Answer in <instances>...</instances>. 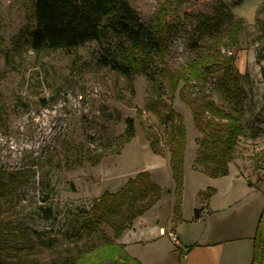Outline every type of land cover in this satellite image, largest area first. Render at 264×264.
<instances>
[{"label": "rangeland", "instance_id": "obj_1", "mask_svg": "<svg viewBox=\"0 0 264 264\" xmlns=\"http://www.w3.org/2000/svg\"><path fill=\"white\" fill-rule=\"evenodd\" d=\"M33 1L0 0V173L12 172L20 177L5 205V230L0 243L7 260L57 264L112 238L113 229L106 223L92 233L83 230L78 237L76 229L87 215L81 211L90 209L92 201L104 192L117 191L138 172L149 171L150 179L164 190L160 199L145 211V219L164 224L171 211L173 214L175 196L169 190L173 178L166 143L169 125L146 107L151 99L146 75L126 76L99 65L101 47L96 41L73 49L34 51L30 42L35 25ZM128 1L144 22L154 20L161 11L166 22L178 25V31L171 35L166 57L172 69L187 65L197 53L215 50L214 40L222 46L225 39L223 30L221 34L193 32L197 24L195 14L214 15L223 3L221 14L225 22L230 17L245 20L239 43L230 52L235 56L236 71L249 76L243 82L244 130L233 149L234 158L228 162L226 175L211 177L202 172L203 165L193 168L201 135L194 127L191 106L179 98V91L183 90L189 98L209 97L228 109L229 103L218 87L221 70H211L202 90L181 84L172 102L186 127V200L183 209L181 202L180 216L173 215L174 219L180 220L182 213L185 218L195 214L198 204L192 189L206 186V178L215 179L210 182L216 184L218 191L239 200L251 187L242 173L247 171L251 177L252 170L264 169V36L257 23L264 16V0ZM162 6L166 9L162 10ZM224 48L221 51L225 52ZM127 118L134 120L135 134L119 147L118 137L126 131ZM155 138L158 143L153 150L150 141ZM95 159L98 161L94 162ZM216 188L209 185L204 193ZM249 193L251 197L255 192ZM210 196L202 194L201 198L207 201ZM203 217H199L200 221ZM165 226L173 230L181 244H174L166 234L151 242V247L146 242L135 247L139 252L152 249L155 264H176L172 257L178 255L172 250L180 251V261H176L180 264L181 254L187 250L186 242L202 236L206 229L195 219ZM248 262L241 260L240 264Z\"/></svg>", "mask_w": 264, "mask_h": 264}, {"label": "trees", "instance_id": "obj_2", "mask_svg": "<svg viewBox=\"0 0 264 264\" xmlns=\"http://www.w3.org/2000/svg\"><path fill=\"white\" fill-rule=\"evenodd\" d=\"M177 2L180 3L181 0ZM223 8L224 4L220 3L214 15L202 12L195 14L197 24L193 29V32L211 34L223 30L225 39L222 46L214 40L215 50L197 53L187 65L172 69L167 65L166 57L171 45V35L178 31V25L166 22L164 12L159 11L154 20L144 22L128 0L33 1L35 25L30 32V42L34 51L73 49L86 42L96 41L101 47L97 56L99 65L109 66L126 76L136 73L146 75L151 97L146 107L156 112L161 122L169 125L166 143L174 180V217H179L181 212L186 151L183 116L172 107L180 85L191 87L192 90L193 87L202 90L208 82L211 70L217 67L221 70L218 87L223 99L229 103V108L226 109L209 97L189 98L183 90L179 91L180 100L191 106L194 127L201 135L193 168L203 165L204 173L211 177L226 175L228 162L234 158L233 149L244 130L241 118L245 95L243 82L249 76L247 73L236 71L235 56L230 52L238 45L246 24L242 17H230L229 21L225 22L221 14ZM262 8L263 3L260 6V9ZM161 9L165 10L166 7L162 6ZM186 16L189 17L188 14ZM257 23L263 28L261 34L264 36V16L257 19ZM222 48L225 52L221 51ZM125 121L127 127L124 134L118 137L119 147L129 142L135 134L134 120L127 118ZM157 143V138L150 141L153 150H156ZM96 161L98 159L94 160ZM19 181L20 177L12 172L0 173V239L5 230V205L12 197L14 185ZM211 192L213 189L202 194L208 197ZM163 193L164 190L150 179L149 171L144 170L134 177H129L117 191H106L95 198L90 209L81 211L87 215L75 234L79 237L83 230L92 233L98 226L106 223L113 229L112 238L81 251L75 258L57 264H142L127 252L125 245L119 242L118 238L125 230L130 229L135 219L144 214ZM198 214V210H195L196 218L199 217ZM26 231L29 229L26 228ZM43 242L48 245L46 241ZM3 249L0 243V264H41L21 259L7 260L2 255ZM29 249H33V246ZM250 264H264V208L256 225Z\"/></svg>", "mask_w": 264, "mask_h": 264}, {"label": "crops", "instance_id": "obj_3", "mask_svg": "<svg viewBox=\"0 0 264 264\" xmlns=\"http://www.w3.org/2000/svg\"><path fill=\"white\" fill-rule=\"evenodd\" d=\"M202 172L204 173V171ZM245 172L247 175L245 173L242 174L251 187L246 188V193L239 200L233 198V195H226L225 191H218L216 184L210 182L215 179L206 178L203 180L207 183L206 186L192 189L195 203L198 204L194 207V212L198 210L199 217L201 215L204 217L200 221L199 217L195 218V214L190 216L191 218H185L182 213L181 219H195L198 222H202L206 226V229L201 232L202 236H195L193 237L195 240L186 242L187 250L181 254L182 261L180 264H240L241 260H248V264L251 263L253 257V237L259 215L264 208V175L260 169L252 170L251 177L247 171ZM152 180L154 179L152 178ZM209 185H213L216 190L210 194L211 196L209 195L210 198L206 201L201 197ZM169 188L172 194H174V180L173 187L169 186ZM186 190L184 187L182 209L185 205ZM249 191H254V195L250 197ZM145 215L142 214L131 229L124 231L118 238V241L125 245L130 255L136 257L143 264H155L151 257L153 254L152 249L139 252L135 248L136 244L146 242L151 247V242L160 240L161 236H165L166 234L170 235L169 237L174 244H181L182 242L179 241V237L176 236L173 230L171 231V228H167L165 224L168 225L171 222L177 223L182 220L180 218H178L180 220L174 219L172 211L164 224H158L157 222L150 223L145 219ZM132 248L134 250H131ZM172 252L174 255H178V258L172 257V262L177 264L180 261V251L172 250Z\"/></svg>", "mask_w": 264, "mask_h": 264}, {"label": "built area", "instance_id": "obj_4", "mask_svg": "<svg viewBox=\"0 0 264 264\" xmlns=\"http://www.w3.org/2000/svg\"><path fill=\"white\" fill-rule=\"evenodd\" d=\"M262 172H263V175H264V169L262 170ZM204 211H205V209H204Z\"/></svg>", "mask_w": 264, "mask_h": 264}]
</instances>
